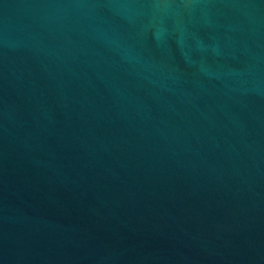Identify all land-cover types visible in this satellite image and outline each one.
<instances>
[{
  "label": "water",
  "instance_id": "1",
  "mask_svg": "<svg viewBox=\"0 0 264 264\" xmlns=\"http://www.w3.org/2000/svg\"><path fill=\"white\" fill-rule=\"evenodd\" d=\"M0 264H264V0H0Z\"/></svg>",
  "mask_w": 264,
  "mask_h": 264
}]
</instances>
